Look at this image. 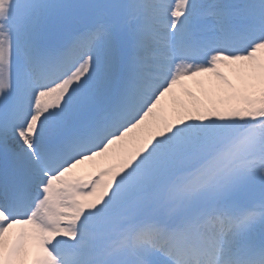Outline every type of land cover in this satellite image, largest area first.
I'll return each mask as SVG.
<instances>
[{
	"label": "snow or ice",
	"instance_id": "6c2138e0",
	"mask_svg": "<svg viewBox=\"0 0 264 264\" xmlns=\"http://www.w3.org/2000/svg\"><path fill=\"white\" fill-rule=\"evenodd\" d=\"M0 264H264V0H0Z\"/></svg>",
	"mask_w": 264,
	"mask_h": 264
}]
</instances>
